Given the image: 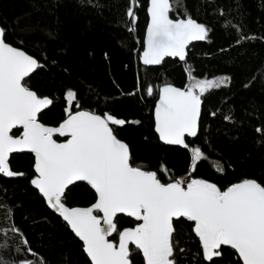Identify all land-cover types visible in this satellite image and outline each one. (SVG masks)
Masks as SVG:
<instances>
[{"label":"trees","instance_id":"16d2710c","mask_svg":"<svg viewBox=\"0 0 264 264\" xmlns=\"http://www.w3.org/2000/svg\"><path fill=\"white\" fill-rule=\"evenodd\" d=\"M147 5L148 0H0L6 42L42 65L23 81L53 101L38 120L58 126L66 107L108 113L127 121L110 127L129 146L131 165L156 172L162 183L180 179L186 186L191 179H203L225 190L254 179L264 186V131H257L264 130V0H182L170 17L190 15L206 26L207 37L188 47L185 62L165 57L154 67L139 61ZM129 7L135 23L127 15ZM190 77L230 81L201 97L197 136L185 138L189 147L166 145L154 131L158 89L163 84L187 86ZM68 90L76 94L71 104ZM192 148L203 153L198 161L192 160ZM33 165L32 153H12L10 170L24 175L0 174V264H91L80 239L32 186ZM95 200V192L77 182L66 189L62 202L89 207ZM114 223L122 231L142 221L118 215ZM174 227L177 264H242L227 246H221L220 257L205 260L193 223L181 218ZM118 231L109 237L115 243ZM130 250L132 264H145L142 252L134 245Z\"/></svg>","mask_w":264,"mask_h":264},{"label":"snow or ice","instance_id":"6c2138e0","mask_svg":"<svg viewBox=\"0 0 264 264\" xmlns=\"http://www.w3.org/2000/svg\"><path fill=\"white\" fill-rule=\"evenodd\" d=\"M181 5L182 0H150V21L141 56L145 65L161 64L165 57L183 61L191 41L206 39L208 29L190 15L176 20L169 17V12ZM127 15L135 23L131 7ZM5 37L6 31L0 27V174L24 175L10 170L9 154L25 149L34 153L37 175L31 184L83 242L91 264H132L130 245L142 252L145 264H177L174 220L181 218L194 223L192 230L199 238L205 260L220 257L221 246L227 245L243 264H264L261 183L244 179L225 190L203 179H191L186 186L180 179L162 183L156 172L131 165L129 146L110 127L123 126L127 121L108 113L102 117L89 111L72 112L66 107V119L58 127L45 126L39 122L38 114L53 101L39 97L23 83L42 65L6 42ZM229 81V77H220L197 80L185 89L171 84L159 88L155 107L159 139L188 148L185 137L197 136L201 97ZM147 93L152 95L153 89L149 87ZM75 95L71 90L66 92L69 104ZM17 126H22V135L13 137L10 132ZM54 133L66 137V142L58 143ZM202 155L200 148L191 149L193 162ZM77 181H86L95 190L96 200L91 206L69 208L62 202L66 189ZM94 210L103 215L94 214ZM118 213L142 223L118 231L114 223ZM117 231L118 245L106 239Z\"/></svg>","mask_w":264,"mask_h":264},{"label":"water","instance_id":"95a60500","mask_svg":"<svg viewBox=\"0 0 264 264\" xmlns=\"http://www.w3.org/2000/svg\"><path fill=\"white\" fill-rule=\"evenodd\" d=\"M149 6H150V0H148V5H147V13H148V8H149ZM169 17H170V13H169ZM171 18V17H170ZM171 19H173V18H171ZM179 19H183V18H179ZM173 20H176V19H173ZM149 21H150V16H149V13H148V23H149ZM148 23H147V25H148ZM1 27V26H0ZM146 30H147V26H146V29H145V34H144V39H145V37H146ZM144 39H143V42H144ZM196 42H199V41H191L187 46H186V48H185V53H186V55H185V60H186V56H187V49H188V47L191 45V44H193V43H196ZM11 45V44H10ZM13 46V45H12ZM15 47V46H14ZM18 48V47H17ZM21 49V48H20ZM22 50V49H21ZM24 51V50H23ZM143 51H144V44H143V48H142V50H141V52H140V55H139V61H140V63L143 65V66H147V67H154V66H160L161 64H162V62H161V64H158V65H145L144 63H143V61H142V59H141V56H142V53H143ZM26 54H28V53H26ZM29 55V54H28ZM171 58H178L179 59V57H171ZM164 60V59H163ZM180 60V59H179ZM185 60H183V61H181V62H185ZM164 85H166V84H163V85H161L159 88H161V87H163ZM172 86H174V87H177V88H180V89H185V87L186 86H184V87H178V86H175V85H173V84H171ZM159 90V89H158ZM33 91V90H32ZM42 98H44V97H42ZM158 99H159V94H158V97H157V99H156V101H155V104H154V108H153V120H154V131H155V107H156V103H157V101H158ZM201 101H202V99H201ZM201 109H202V102H201ZM83 111H86V110H83ZM90 112V111H89ZM95 114V113H94ZM97 115H99V114H97ZM200 115H201V111H200ZM101 116V115H100ZM103 117V116H102ZM66 119V118H65ZM199 121H200V117H199V119H198V128H199ZM40 122V121H39ZM41 123V122H40ZM61 123V122H60ZM43 124V123H42ZM45 125V124H44ZM45 126H48V125H45ZM59 126V125H58ZM58 126H50V127H58ZM14 129H21V131H20V134L19 135H13L12 134V131L14 130ZM11 132H10V134L11 135H13V137H18V136H20V135H22V132H23V128H22V126H17L16 128H14ZM197 131H198V129H197ZM155 133L157 134V136H158V138H159V134L155 131ZM54 134H56V135H58V136H60L58 133H54ZM61 137V136H60ZM186 137H188V136H186ZM185 137V138H186ZM62 138H65L64 140H62V141H58V140H56L54 137H53V139H55L58 143H63V142H66V137H62ZM67 138H70V137H67ZM119 139V138H118ZM121 140V139H120ZM160 140V139H159ZM122 142H124L123 140H121ZM161 141V140H160ZM162 143H164V144H166V145H171V144H167V143H165V142H163V141H161ZM125 143V142H124ZM172 146H180V147H184L183 145H172ZM18 152H30V151H28V150H22V151H18ZM16 153V152H15ZM30 153H32V152H30ZM12 153H10L9 154V157H10V155H11ZM33 154V156H34V165H35V155H34V153H32ZM34 165H33V167H34ZM34 170H35V168H34ZM36 173V172H35ZM36 175H37V173H36ZM36 177V176H35ZM34 177V178H35ZM33 178V179H34ZM77 182H83V183H85V184H87L90 188H91V186L86 182V181H77ZM77 182H74V184L75 183H77ZM33 186V185H32ZM34 187V186H33ZM35 188V187H34ZM92 189V188H91ZM38 190V189H37ZM94 192H95V190L94 189H92ZM40 193V192H39ZM41 194V193H40ZM42 195V194H41ZM45 200V199H44ZM46 202V201H45ZM46 205H47V203H46ZM48 206V205H47ZM67 206V205H66ZM49 207V206H48ZM67 207H69V208H71L70 206H67ZM72 207H82V206H72ZM50 208V207H49ZM53 212H55L52 208H50ZM56 213V212H55ZM58 216H59V214L58 213H56ZM95 214V213H94ZM101 215L100 216H102L103 214L102 213H100ZM118 215H123V216H126V217H130V216H128L126 213H118L117 214V216ZM59 217H61V216H59ZM62 218V217H61ZM130 218H132V219H135V217H130ZM114 219H115V217H114ZM184 220H186V221H188L186 218H183ZM62 220H63V218H62ZM136 220V219H135ZM188 222H190V221H188ZM191 223H193V222H191ZM69 226V225H68ZM70 227V226H69ZM193 227H194V223H193ZM71 229V228H70ZM74 233V232H73ZM75 234V233H74ZM111 236V235H110ZM109 236V237H110ZM109 237H106V239H108L110 242H112V243H114V244H116V245H118V242H119V238H118V242L117 243H115L112 239H110ZM79 238V237H78ZM81 241V240H80ZM82 242V241H81ZM83 243V242H82ZM222 246H227V245H222ZM227 247H230V246H227ZM83 248H84V246H83ZM231 248V247H230ZM87 255V254H86ZM89 258V257H88ZM89 260H90V258H89ZM91 261V260H90ZM241 262H242V260H241ZM242 264H243V262H242Z\"/></svg>","mask_w":264,"mask_h":264},{"label":"rangeland","instance_id":"374dc122","mask_svg":"<svg viewBox=\"0 0 264 264\" xmlns=\"http://www.w3.org/2000/svg\"><path fill=\"white\" fill-rule=\"evenodd\" d=\"M197 80H204V79H197V78L190 77V78H189L188 85L194 83V82L197 81Z\"/></svg>","mask_w":264,"mask_h":264},{"label":"flooded vegetation","instance_id":"af4514ba","mask_svg":"<svg viewBox=\"0 0 264 264\" xmlns=\"http://www.w3.org/2000/svg\"><path fill=\"white\" fill-rule=\"evenodd\" d=\"M65 138H62L61 140H58V141H62V140H64Z\"/></svg>","mask_w":264,"mask_h":264}]
</instances>
